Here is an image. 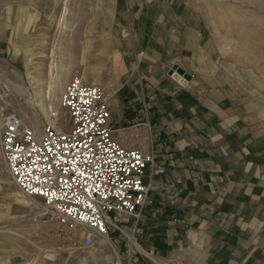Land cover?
I'll return each mask as SVG.
<instances>
[{"label":"rangeland","instance_id":"obj_1","mask_svg":"<svg viewBox=\"0 0 264 264\" xmlns=\"http://www.w3.org/2000/svg\"><path fill=\"white\" fill-rule=\"evenodd\" d=\"M116 6L115 0H0V128L10 115L41 127H70L62 97L76 76L109 89L111 110L125 71L115 47L131 37ZM175 27L178 52L169 64L189 78L178 82L174 66L170 77L195 94L203 90L225 138L264 176V0H191ZM50 83L57 86L54 100ZM134 125L124 123V133ZM85 232L62 225L46 213L42 198L12 181L0 143V264H116L118 234L110 230L111 245L97 236L86 247Z\"/></svg>","mask_w":264,"mask_h":264},{"label":"crops","instance_id":"obj_2","mask_svg":"<svg viewBox=\"0 0 264 264\" xmlns=\"http://www.w3.org/2000/svg\"><path fill=\"white\" fill-rule=\"evenodd\" d=\"M115 2L131 37L115 47L125 71L110 101L114 135L125 147L154 150L165 166L151 181L142 247L158 251V264H264L263 174L235 152L203 90L195 94L169 75L177 67L169 64L178 52L176 16L191 0ZM124 123L134 130L125 134ZM131 264L151 263L137 255Z\"/></svg>","mask_w":264,"mask_h":264},{"label":"built area","instance_id":"obj_3","mask_svg":"<svg viewBox=\"0 0 264 264\" xmlns=\"http://www.w3.org/2000/svg\"><path fill=\"white\" fill-rule=\"evenodd\" d=\"M62 105L70 127L6 118L0 128L4 170L26 194L42 198L46 213L62 225L86 228V247L97 236L113 242L112 230L124 245H114L116 264H131L137 255L158 264V251L141 245V221L152 178L165 173L164 164L154 150L128 148L116 139L101 85L72 78Z\"/></svg>","mask_w":264,"mask_h":264},{"label":"bare ground","instance_id":"obj_4","mask_svg":"<svg viewBox=\"0 0 264 264\" xmlns=\"http://www.w3.org/2000/svg\"><path fill=\"white\" fill-rule=\"evenodd\" d=\"M107 1V0H106ZM107 3V2H106ZM109 3V2H108ZM106 13V12H105ZM93 41V40H92ZM92 53V52H91ZM172 75L173 76H175V75H179V78H176V80L178 81V82H182V80H185V78L182 76V75H184L185 76V74H180V73H178V71H177V69H172ZM84 77H86V75L84 76ZM94 80H96V79H94ZM6 81L7 82H9V83H12L9 79H6ZM187 81V80H186ZM61 85V84H60ZM17 86L19 87V88H24V84L23 83H17ZM56 89H57V86L55 85V84H52V83H50V86L48 87V89H47V93H48V96L50 97V99L51 100H54V98H55V92H56ZM51 107L54 109V105H53V103H52V105H51ZM56 115V117H57V115L58 114H55ZM102 241H103V243L104 244H107V245H111V241L109 240V238H107V237H103L102 238ZM117 254V253H116Z\"/></svg>","mask_w":264,"mask_h":264},{"label":"water","instance_id":"obj_5","mask_svg":"<svg viewBox=\"0 0 264 264\" xmlns=\"http://www.w3.org/2000/svg\"><path fill=\"white\" fill-rule=\"evenodd\" d=\"M176 68H179V72L181 74H185L189 78V74H187L182 68H180V67L177 66V67H174L173 70L176 69Z\"/></svg>","mask_w":264,"mask_h":264}]
</instances>
